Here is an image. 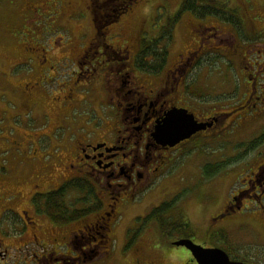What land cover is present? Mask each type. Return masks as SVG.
<instances>
[{
    "label": "flooded vegetation",
    "instance_id": "obj_1",
    "mask_svg": "<svg viewBox=\"0 0 264 264\" xmlns=\"http://www.w3.org/2000/svg\"><path fill=\"white\" fill-rule=\"evenodd\" d=\"M62 1L26 0V7L34 15L48 13L57 19L65 4L71 9L69 22L73 13L90 8L94 34L89 41L96 44L88 48L91 53L84 48L82 58L87 56L100 70L101 100L98 108L93 100L83 119H64L45 142L36 137L41 152L23 164L32 167L25 178L32 182L21 186L22 178L14 176L6 195L0 196V264H198L191 250L176 242L190 239L215 246L187 232V199L181 200V186L145 215L124 221L125 209L176 171L182 160L195 162L192 186L221 188L228 178L232 193L212 219L229 216V226L264 232V0H211L214 8L205 17L200 7L189 6L192 0L180 1L158 37H165L173 23L170 47L175 23L186 16L193 43L171 62L166 50L167 57L151 67L144 64L151 59L144 50L161 44L157 35L143 43L137 40L133 49L115 39L148 0ZM167 2L172 7L174 0ZM225 15L233 22L223 20ZM147 16L144 12L139 20L146 22ZM227 34L233 39L225 38ZM37 48L41 51L33 55L26 49L23 66H33L41 57L48 60V49ZM209 63L222 68L228 64L235 88L231 99L238 95L236 100L209 99L212 89L204 78ZM42 83L37 76L22 90L28 109L36 104L32 96ZM171 113L190 115L202 128L172 144L162 131ZM252 130L260 135L251 139ZM207 148L211 154L197 158ZM225 156L233 159L227 168ZM71 195L75 199L67 200ZM166 202L170 206L162 212ZM177 250L187 256L178 257Z\"/></svg>",
    "mask_w": 264,
    "mask_h": 264
},
{
    "label": "rangeland",
    "instance_id": "obj_2",
    "mask_svg": "<svg viewBox=\"0 0 264 264\" xmlns=\"http://www.w3.org/2000/svg\"><path fill=\"white\" fill-rule=\"evenodd\" d=\"M159 1L160 5L155 0H148L144 8L143 6L140 9L134 8L135 12L127 20V26L124 29L126 31H119L120 35L115 39L123 46L130 45L133 49L137 40L143 43L157 35L161 44H157L158 47L155 50H170L168 61L171 62L175 60L179 51L189 48L193 43L190 35L191 28L185 25L187 17L181 16L180 21L174 25L173 42L169 47L170 27L163 38L158 37L159 30L166 22L167 16L180 9L179 2L182 0H174L172 7L167 0ZM63 7L64 14L56 19L55 15L48 13L42 15L30 13L26 7V0H0V196L6 195L5 190L13 185L14 176L22 178L19 181L21 186L28 187L32 182L30 180L27 183L25 179L32 167L30 165L26 167L23 164L29 163L37 153L39 155L41 152V145L36 137L41 136V141L45 142L46 135H52L56 128L62 125L64 119L68 117L69 123L76 117L83 119L88 112L87 109L92 106L93 100H95L96 108H98L97 99L101 100L99 97L102 88L100 70L94 69L95 66L90 64V58L87 56L82 58L84 48L88 49L96 44H91L89 41L94 34L90 8L85 7L73 13L69 22L67 20L71 9L66 8L65 4ZM144 12L150 16L144 18L146 22H141L139 19ZM141 23L142 27H140ZM111 32L113 33L109 31L110 34ZM224 37L233 39L230 34ZM37 43L48 49V60L45 61L41 57L32 62L33 66L27 68L21 64L26 60V49L31 51L33 46L38 45ZM146 50L147 56L153 61L155 56L150 53V47H146L144 51ZM30 51L29 54L33 55L34 52H40L41 48ZM87 51L89 53L90 49ZM166 54L163 59L167 57ZM98 55L101 56V54ZM151 59H146L144 64H152ZM15 65H18V69L13 71ZM218 66L210 63L205 66L204 78L213 94L209 99L214 100L215 97L223 96L225 103H230L236 100L238 95L231 99L235 96V88L227 74L228 64L224 63V68ZM45 67L47 71L42 72ZM37 76L43 80V86L34 92L32 100L34 99L36 104L28 109L25 105L26 99L21 92L26 83ZM71 113L75 116H71ZM259 135L260 132L252 130L250 137L254 139ZM209 154H211L210 149L207 148L205 154L197 158L203 157L200 160H204ZM224 159V167L227 168L233 159L228 156ZM36 163L37 161L34 162L33 167ZM196 178L195 162L182 160V164L176 171L169 172L158 186L125 209L124 221L130 220L131 217L145 215L148 210L151 211L162 201L173 197L181 186L185 189L181 200L187 199L184 202L187 203L189 221L187 232L191 231L195 240L208 246L220 247L233 259L264 264L263 230L258 228L256 230L253 226L247 225L229 226V216L212 219L213 214L224 207L232 193L233 189L228 178L225 179L224 186L221 188L217 185H212V188L209 186L205 188L202 185L192 186V180ZM74 199L72 195L67 198L69 201ZM177 252L180 258L187 256L183 250H177Z\"/></svg>",
    "mask_w": 264,
    "mask_h": 264
},
{
    "label": "water",
    "instance_id": "obj_3",
    "mask_svg": "<svg viewBox=\"0 0 264 264\" xmlns=\"http://www.w3.org/2000/svg\"><path fill=\"white\" fill-rule=\"evenodd\" d=\"M199 128H202V126L197 124L192 116L186 115L182 118L175 113H171L165 121L162 131L166 134L167 139L175 144L191 136ZM176 243L186 245L197 259L198 264H256L233 260L222 248H206L190 239L179 240Z\"/></svg>",
    "mask_w": 264,
    "mask_h": 264
},
{
    "label": "trees",
    "instance_id": "obj_4",
    "mask_svg": "<svg viewBox=\"0 0 264 264\" xmlns=\"http://www.w3.org/2000/svg\"><path fill=\"white\" fill-rule=\"evenodd\" d=\"M212 1L211 0H192L191 2H190V7L191 6H197L198 7V9H199V7L201 8V14H202V17H205L206 15H208V13L207 12H209L211 9H213L214 7H213V5L212 4H210ZM202 3V4H201ZM198 13H199V15H200V12L199 11H197ZM219 18L221 19V17L219 16ZM223 20H225V21H230V22H233V17L232 16H228V15H225L224 17H223ZM171 25H173V23L171 24ZM172 27V26H171ZM171 27H170V29H171ZM171 37V33L169 32V38ZM38 44V43H37ZM37 47H41L42 45H36ZM35 46V47H36ZM34 47V46H33ZM35 47L33 48V49H31V51H34V49H35ZM155 48H157V47H151L150 49H151V52L150 53H153L154 54V56H155V59L152 61V64H150V67L151 66H156V65H159L160 63L156 60V59H158V58H160V57H163L164 56V54H166L165 53V51H159V50H155ZM38 50V48L37 49H35V51H37ZM145 65H147V64H145ZM170 206V204L168 203V202H166V203H163L162 204V207L160 208V210H162V212L164 211V210H166V208H168ZM165 207V208H164ZM65 211H66V209H65ZM158 210H155L154 211V213L153 214H155L156 212H157ZM67 212V211H66ZM151 216H152V213H151Z\"/></svg>",
    "mask_w": 264,
    "mask_h": 264
}]
</instances>
